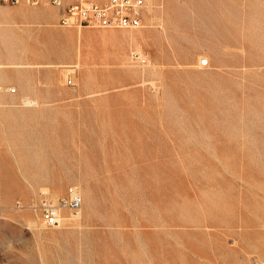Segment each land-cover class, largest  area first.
<instances>
[{"label": "rangeland", "instance_id": "1", "mask_svg": "<svg viewBox=\"0 0 264 264\" xmlns=\"http://www.w3.org/2000/svg\"><path fill=\"white\" fill-rule=\"evenodd\" d=\"M24 4L0 5V63L25 67L3 69L0 101L39 63L62 95L17 118L21 167L0 107V264H264V0H146L130 30L45 25L28 15L50 3ZM73 186L79 218L42 227L41 194Z\"/></svg>", "mask_w": 264, "mask_h": 264}, {"label": "built area", "instance_id": "2", "mask_svg": "<svg viewBox=\"0 0 264 264\" xmlns=\"http://www.w3.org/2000/svg\"><path fill=\"white\" fill-rule=\"evenodd\" d=\"M25 1L37 6L41 0H0L2 6H17ZM60 9L57 26L66 29H137L146 10V0H48ZM207 61L199 66L206 67ZM67 85H72L69 75ZM2 89L0 88V92ZM14 94L15 89H7ZM26 102V101H24ZM83 197L78 187H68L61 196L41 194L36 210L42 227L58 229L66 221L78 218Z\"/></svg>", "mask_w": 264, "mask_h": 264}, {"label": "bare ground", "instance_id": "3", "mask_svg": "<svg viewBox=\"0 0 264 264\" xmlns=\"http://www.w3.org/2000/svg\"><path fill=\"white\" fill-rule=\"evenodd\" d=\"M149 1V0H148ZM149 3V2H148ZM10 11H12V10H10ZM41 12V11H40ZM16 13V12H15ZM18 14V13H17ZM11 15V14H10ZM47 15H48V13H47ZM6 16V15H5ZM43 16V15H42ZM47 17V16H46ZM46 22V21H45ZM47 24V23H46ZM45 24V25H46ZM50 24V23H49ZM48 25V24H47ZM54 26V25H53ZM55 27V26H54ZM53 27V29H55ZM49 30V29H48ZM50 31V30H49ZM49 31H48V33H49ZM58 31V29L56 28V32ZM52 32V31H51ZM99 33V32H98ZM58 34V33H57ZM57 34H55L56 36H57ZM60 34V33H59ZM52 35V34H51ZM54 35V34H53ZM105 35H107L108 36V38H110V39H112V40H120V41H129V42H131V43H133V44H135L136 43V40L137 39H141V38H143L145 35H142V34H139V35H132V34H125V35H122V36H118L117 34H115V33H109V34H105ZM78 36H80V35H78ZM77 36V38H79ZM53 37V36H52ZM55 37V36H54ZM149 39V38H148ZM91 40V39H90ZM150 40V39H149ZM93 41V40H92ZM77 43H78V41H77ZM94 43V42H93ZM143 43V42H142ZM80 44V43H79ZM86 45V44H85ZM84 45V46H85ZM83 46V45H82ZM89 46V45H88ZM62 46H60V48H61ZM80 47V46H79ZM100 47H102V46H100ZM66 48V47H65ZM69 48H71V47H69ZM136 48V47H135ZM58 49V48H57ZM62 49V48H61ZM72 49V48H71ZM71 49H69V52L71 51ZM77 49H78V46H77ZM83 49V48H82ZM119 49H120V47H119ZM124 49H125V47H124ZM129 49H130V47H129ZM79 50V49H78ZM77 50V51H78ZM66 51H68V49L66 50ZM73 51V50H72ZM72 51H71V53H72ZM83 52H84V50H82ZM118 51V50H117ZM137 51V50H136ZM59 52V51H58ZM57 52V53H58ZM65 52V51H64ZM85 52H86V50H85ZM126 52V51H125ZM138 52V51H137ZM136 52V53H137ZM60 54V53H59ZM67 54H69V53H67ZM78 54V57H76L77 58V60L78 61H80V53L78 52L77 53ZM83 54V53H82ZM116 54V53H115ZM138 54L140 55V53L138 52ZM66 55V54H65ZM120 55V54H119ZM60 56V55H59ZM58 56V60H59V58H60V60H65L67 57L66 56H64L63 54H62V56H60L59 57ZM71 57H72V55H70ZM57 57V56H56ZM69 58V57H68ZM70 59V58H69ZM202 60H200V62H201ZM77 64H78V62H77ZM122 64H123V62H122ZM24 65V64H23ZM22 65V63H15V62H8V63H0V81L2 80V75L5 73L4 72V70L3 69H5L6 67H13L14 69H16V71L17 72H20V70H23L25 67ZM27 65V64H26ZM30 65V67H28V68H35V69H40V68H43V66H42V64H29ZM29 65H27V66H29ZM32 66V67H31ZM53 67H57V68H61L62 70H64L65 68H66V66H65V63H62L61 65H56V66H52V64L51 65H49L48 67H47V69L49 68V69H51V68H53ZM60 69V70H61ZM70 72V71H69ZM20 73H22V72H20ZM20 73H18V74H20ZM60 73V72H59ZM21 75V74H20ZM60 75H62V74H60ZM22 76H24V75H21L20 77H22ZM26 76V75H25ZM19 77V78H20ZM5 81V80H4ZM31 82V81H30ZM23 83V82H22ZM21 90H22V88H21ZM54 90V89H53ZM34 95V94H33ZM21 98H24V97H21ZM24 101H26V102H24ZM12 102V101H11ZM12 105V104H11ZM0 107H2V108H5V106H4V104L3 103H1L0 102ZM38 106H37V101L36 100H33V99H29V98H24L23 100H21V107H20V111L19 112H17V114H12L10 111H8V112H4V111H2V117H3V119H4V125H3V127H4V138H2V143H4L5 145H6V149H7V154L10 156V158H11V161H12V167H13V164L15 165V166H18V167H21V164H20V161H17V159H16V155H17V151H16V138H15V132H16V128H17V123L19 122L18 121V119L16 118V117H25V116H29V114H35L34 112H36V109L35 108H37ZM13 108V107H12ZM11 108V109H12ZM7 109V108H6ZM32 109H35V111L34 110H32ZM39 111V110H38ZM13 112H15V111H13ZM37 113V112H36ZM39 116V115H38ZM36 117V116H35ZM34 117V118H35ZM21 118V119H22ZM35 121V120H34ZM23 122V121H22ZM22 129V128H21ZM25 133V132H24ZM5 152V151H4ZM4 155V154H3ZM9 166H10V164H6L5 163V165H4V167H3V169H1L0 170V180L2 181V179L4 180V182L5 181H7L8 180V174H9ZM2 172V173H1ZM27 174H28V176L31 178L30 180H31V182H35V180H34V175H32V173H30L29 171H25ZM1 181H0V184H2L1 183ZM0 188H2V187H0ZM37 190V189H36ZM57 190V189H56ZM34 192V191H33ZM55 192V191H54ZM27 194V193H26ZM25 194V195H26ZM27 196V195H26ZM28 197V196H27ZM27 197H25L26 199H27ZM35 214V213H34ZM11 215V214H10ZM24 215V214H23ZM26 215V214H25ZM21 216V218H23L24 216H22V215H20ZM27 218H25L24 220H26L25 222H27L28 223V226H31L30 228H33L32 226H35L37 223H35L34 221H33V219L31 218V215L29 216V215H27L26 216ZM78 218H79V216H78ZM38 219V218H37ZM24 220H23V222H24ZM36 220V219H35ZM36 221H38V220H36ZM74 221V220H73ZM24 222V223H25ZM69 222V221H68ZM36 227V226H35ZM262 227V226H261ZM39 232V231H38ZM54 232V231H53ZM40 234V233H39ZM40 236H45V235H41L40 234ZM38 239H39V237H38ZM41 241H42V239H40ZM45 242V241H44ZM238 252H242L241 250H238Z\"/></svg>", "mask_w": 264, "mask_h": 264}, {"label": "crops", "instance_id": "4", "mask_svg": "<svg viewBox=\"0 0 264 264\" xmlns=\"http://www.w3.org/2000/svg\"><path fill=\"white\" fill-rule=\"evenodd\" d=\"M43 1H45V0H41V2H43ZM24 3H26V2L23 1L19 5L21 7L22 6L24 7V5H25ZM19 5H17V6H19ZM19 10L22 11V8H20ZM60 11H61L60 9L52 6L51 9H48V10H40V9L35 10L34 12L30 13L31 15H28V16L33 17L34 20L39 22V23H45L46 24V23H55L56 22V24H57ZM47 13H48V15H47ZM47 60L49 61L48 63L54 64V61L51 58L47 59ZM31 69L32 70H30V72H27V74H25L26 76L24 75L21 78H18L15 80V82L13 84L17 87V90L15 89L14 94L8 93V95L6 97L2 96V99L0 102H2L4 104V106H5L4 109L9 108L10 110H8V111H10L12 114H17V112L20 111L19 103H21L20 101L23 100L24 98L36 100L41 106L45 105V104H46V106H50V104H52V102L55 101L56 98L58 99L62 95V90H60L61 87L59 84H56L57 81L55 80L56 78H54V75H51L50 73L46 72L49 75L48 79L45 82H42L41 81L42 75H41V72H39L40 69H36V70H33L35 68H31ZM43 71H44V69H43ZM21 88H22V90H21ZM64 94H71V92L65 91ZM21 97H24V98H21ZM13 111H15V112H13ZM16 118H19V117H16ZM4 150H5L4 154L7 155L6 147Z\"/></svg>", "mask_w": 264, "mask_h": 264}]
</instances>
